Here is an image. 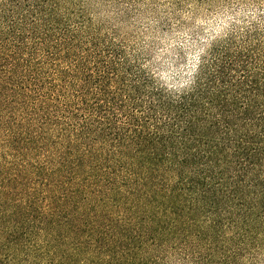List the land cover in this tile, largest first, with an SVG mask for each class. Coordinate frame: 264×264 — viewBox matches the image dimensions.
<instances>
[{"label":"trees","instance_id":"16d2710c","mask_svg":"<svg viewBox=\"0 0 264 264\" xmlns=\"http://www.w3.org/2000/svg\"><path fill=\"white\" fill-rule=\"evenodd\" d=\"M161 1L0 0V264H264V0Z\"/></svg>","mask_w":264,"mask_h":264},{"label":"rangeland","instance_id":"374dc122","mask_svg":"<svg viewBox=\"0 0 264 264\" xmlns=\"http://www.w3.org/2000/svg\"><path fill=\"white\" fill-rule=\"evenodd\" d=\"M160 6L162 7L163 11H165L169 6H170V3L167 1V2H163V0L161 1L160 3ZM192 10V8L190 7L188 10ZM165 13V12H163ZM185 15H187V12H185ZM186 17V16H185ZM202 20V22L200 23H203L204 19H200V21ZM211 25L209 27V30H211L212 32H219L221 31L223 28H224V24L222 23V18L221 17H218V16H214L212 19H211ZM210 32V31H209ZM185 34H178L177 37H182L184 36ZM194 55H196L195 53L190 55V57L188 58V65H192L195 57ZM189 67V66H188Z\"/></svg>","mask_w":264,"mask_h":264}]
</instances>
